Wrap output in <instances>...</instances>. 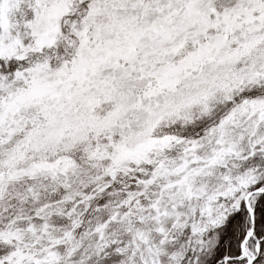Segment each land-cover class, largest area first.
Here are the masks:
<instances>
[{"label":"snow or ice","instance_id":"snow-or-ice-1","mask_svg":"<svg viewBox=\"0 0 264 264\" xmlns=\"http://www.w3.org/2000/svg\"><path fill=\"white\" fill-rule=\"evenodd\" d=\"M0 264H264V0H0Z\"/></svg>","mask_w":264,"mask_h":264}]
</instances>
